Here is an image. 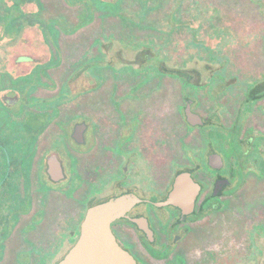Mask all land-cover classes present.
I'll list each match as a JSON object with an SVG mask.
<instances>
[{"label":"flooded vegetation","instance_id":"obj_1","mask_svg":"<svg viewBox=\"0 0 264 264\" xmlns=\"http://www.w3.org/2000/svg\"><path fill=\"white\" fill-rule=\"evenodd\" d=\"M111 202L135 264H264V0H0V264Z\"/></svg>","mask_w":264,"mask_h":264},{"label":"water","instance_id":"obj_2","mask_svg":"<svg viewBox=\"0 0 264 264\" xmlns=\"http://www.w3.org/2000/svg\"><path fill=\"white\" fill-rule=\"evenodd\" d=\"M119 210L114 202L89 210L79 240L58 264H135L109 228Z\"/></svg>","mask_w":264,"mask_h":264},{"label":"rangeland","instance_id":"obj_3","mask_svg":"<svg viewBox=\"0 0 264 264\" xmlns=\"http://www.w3.org/2000/svg\"><path fill=\"white\" fill-rule=\"evenodd\" d=\"M55 1H56V0H55ZM176 1H179V0H176ZM180 1H182L183 4H187V5H189V2H191V1H193V0H180ZM203 1H205V0H197V4H201ZM173 4H174V3H173ZM111 7H114V5L111 6ZM108 8H109V7H108ZM69 9L74 10V8H69Z\"/></svg>","mask_w":264,"mask_h":264}]
</instances>
